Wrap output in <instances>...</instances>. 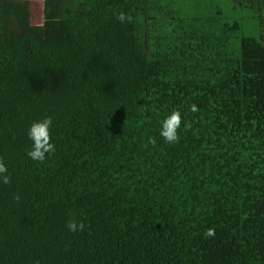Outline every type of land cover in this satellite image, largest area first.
Masks as SVG:
<instances>
[{
    "label": "trees",
    "instance_id": "obj_1",
    "mask_svg": "<svg viewBox=\"0 0 264 264\" xmlns=\"http://www.w3.org/2000/svg\"><path fill=\"white\" fill-rule=\"evenodd\" d=\"M29 3L0 0V264H264V7Z\"/></svg>",
    "mask_w": 264,
    "mask_h": 264
},
{
    "label": "clouds",
    "instance_id": "obj_2",
    "mask_svg": "<svg viewBox=\"0 0 264 264\" xmlns=\"http://www.w3.org/2000/svg\"><path fill=\"white\" fill-rule=\"evenodd\" d=\"M118 19L121 23L125 21L131 22V15L121 11L118 15ZM191 111H198V108L195 104L191 105ZM52 117H46L40 121L32 122L30 128L28 129V137L33 141L32 150L28 152V156L33 161L43 162L46 158V154H54L56 146L51 142V133L50 128L52 126ZM182 124V117L178 110H173L162 122L160 135L161 137L169 144H173L178 141L179 135L178 130ZM187 127V125L185 126ZM150 144H154L155 140L150 138ZM8 169L3 162V158H0V183L10 184L11 177L7 174ZM19 201L20 196L16 195L14 197ZM67 228L71 232L83 231L84 224L78 223L77 220L73 217L67 221ZM214 235V229H208L205 233V236Z\"/></svg>",
    "mask_w": 264,
    "mask_h": 264
},
{
    "label": "rangeland",
    "instance_id": "obj_3",
    "mask_svg": "<svg viewBox=\"0 0 264 264\" xmlns=\"http://www.w3.org/2000/svg\"><path fill=\"white\" fill-rule=\"evenodd\" d=\"M29 8L31 13L32 22H41L42 20V1L43 0H29ZM249 6H258L261 5L264 7V0H243Z\"/></svg>",
    "mask_w": 264,
    "mask_h": 264
},
{
    "label": "crops",
    "instance_id": "obj_4",
    "mask_svg": "<svg viewBox=\"0 0 264 264\" xmlns=\"http://www.w3.org/2000/svg\"><path fill=\"white\" fill-rule=\"evenodd\" d=\"M35 23H39V22H35Z\"/></svg>",
    "mask_w": 264,
    "mask_h": 264
}]
</instances>
